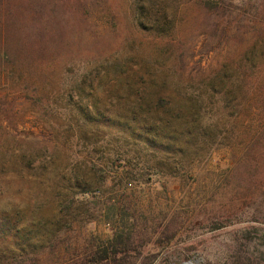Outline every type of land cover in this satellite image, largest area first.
<instances>
[{
    "label": "rangeland",
    "instance_id": "1",
    "mask_svg": "<svg viewBox=\"0 0 264 264\" xmlns=\"http://www.w3.org/2000/svg\"><path fill=\"white\" fill-rule=\"evenodd\" d=\"M208 1L156 0L166 33L136 0H0V264H91L113 240L97 264H264V0ZM115 67L201 101L209 132L163 153L87 133L65 100Z\"/></svg>",
    "mask_w": 264,
    "mask_h": 264
},
{
    "label": "trees",
    "instance_id": "2",
    "mask_svg": "<svg viewBox=\"0 0 264 264\" xmlns=\"http://www.w3.org/2000/svg\"><path fill=\"white\" fill-rule=\"evenodd\" d=\"M204 2L209 3L208 0ZM136 10L138 23L143 29L156 32L168 30L166 33H169L172 21L166 17L167 11L160 2L136 0ZM139 74L125 86L121 85L120 78L115 83H109L110 79L117 78V67L105 71L95 69L86 74L72 87L69 98L65 100L75 112L76 124L87 127L85 131L89 134L116 130L156 152L174 151L175 148L186 152L191 149L199 137L205 136L203 131L207 134L210 130L205 123L207 121L202 118L201 101H184L166 89L165 81L158 83L153 79L151 82L155 84L149 85L150 82ZM220 75L217 78L222 80ZM210 85L214 86V81ZM89 186L76 185L83 188ZM4 190V181L0 177V197ZM7 215L8 211L3 210L0 218V230L4 233L10 223ZM120 244L116 240L110 241L89 261L97 264L124 253L125 249Z\"/></svg>",
    "mask_w": 264,
    "mask_h": 264
},
{
    "label": "bare ground",
    "instance_id": "3",
    "mask_svg": "<svg viewBox=\"0 0 264 264\" xmlns=\"http://www.w3.org/2000/svg\"><path fill=\"white\" fill-rule=\"evenodd\" d=\"M186 264H194L193 262H188V263H186Z\"/></svg>",
    "mask_w": 264,
    "mask_h": 264
},
{
    "label": "water",
    "instance_id": "4",
    "mask_svg": "<svg viewBox=\"0 0 264 264\" xmlns=\"http://www.w3.org/2000/svg\"><path fill=\"white\" fill-rule=\"evenodd\" d=\"M190 262H192V261H190ZM186 263H188V262H186ZM186 263H185V264H186Z\"/></svg>",
    "mask_w": 264,
    "mask_h": 264
}]
</instances>
